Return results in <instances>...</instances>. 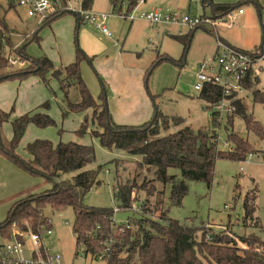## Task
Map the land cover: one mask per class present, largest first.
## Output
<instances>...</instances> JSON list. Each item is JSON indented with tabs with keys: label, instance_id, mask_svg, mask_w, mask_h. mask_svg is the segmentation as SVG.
Returning <instances> with one entry per match:
<instances>
[{
	"label": "rangeland",
	"instance_id": "374dc122",
	"mask_svg": "<svg viewBox=\"0 0 264 264\" xmlns=\"http://www.w3.org/2000/svg\"><path fill=\"white\" fill-rule=\"evenodd\" d=\"M214 1L240 3V0ZM258 1L261 9L251 3L241 4L233 11V21L220 22L218 37L205 35L214 39L212 44L208 38H195L202 29L195 30L186 54L173 36L191 33L190 28L164 23L158 24L159 27H150L141 19L142 14L150 11L142 7L144 0H137L134 7L122 0H118L117 5H114V0L93 1V13L111 15L105 23L110 37L89 25L78 27L72 13L59 17L51 24L41 25L37 19L27 17L23 8L6 10L11 43L15 49H24L23 57H13L22 59L26 64L23 68L8 66L0 74L8 75L24 69L33 71L35 65L32 61L44 58L49 59L56 69H63L75 61L78 49L89 51L94 60L92 64L82 62V80L97 105L102 104L104 99L115 123L140 126L149 122L157 110L171 120L181 121L175 125L170 121L162 135L173 134L184 126H191L194 130L209 129L216 134L218 150L222 153L232 148L229 135L234 132L248 141L252 152L245 160L217 159L211 187L204 182H190L182 205L168 207L169 216L183 226L198 230L199 237L203 228H211L215 234L228 231L237 238L255 236L264 242V137L248 130L245 122L232 114L225 113L222 119H215L216 108L200 99V93L194 89L201 64H215L214 59L221 51L220 44L248 53L264 47V0ZM68 4L72 11L82 10L80 0H68ZM239 8L243 10L242 15L237 14ZM172 10L180 16L192 18L204 13L199 0H174ZM205 13L211 14L209 11ZM164 27L170 28V31L167 32ZM106 48L112 51L108 57H102ZM123 67L128 68L127 72L122 70L119 73L118 69ZM139 73H142L141 82ZM52 75L49 73L47 77L49 86L35 76L0 83V110L10 114V120L0 125V141L9 149L14 136L12 123L21 116L37 112L49 116L54 125L45 128L28 125L15 150L23 160H29L26 147L37 140H48L54 146L72 142L93 147L95 161L89 169L98 173L100 184L85 196L83 202L87 207L112 208L115 212L114 227L117 228L133 217L134 212L119 210L114 191L121 183L127 182L133 165L140 157L102 147L99 140L93 137L95 131H101L94 119L95 110L91 107L75 110L73 107L82 101L78 87L64 90L57 77L55 79ZM254 92L263 101L257 100ZM241 93L248 113L264 128V62L260 64L254 84L249 89L242 88ZM169 173L181 177L178 169H170ZM73 175L65 177L71 179ZM53 186V182L37 173L27 172L0 153V223L7 220L16 203L48 192ZM255 190L258 199L253 218L245 220L244 199ZM166 195L169 197V189ZM140 196L143 198L144 194L141 192ZM139 206L140 202H136L134 210ZM43 214L52 226V233L44 232L39 245H33L31 233L14 230L11 239L0 234V249L11 244L15 234H23V257L26 259H31L35 251L40 254L43 248L50 256L60 257L61 264H105V261L85 254L83 246L77 250L72 208L57 211L46 206ZM239 245L243 247V244Z\"/></svg>",
	"mask_w": 264,
	"mask_h": 264
},
{
	"label": "trees",
	"instance_id": "16d2710c",
	"mask_svg": "<svg viewBox=\"0 0 264 264\" xmlns=\"http://www.w3.org/2000/svg\"><path fill=\"white\" fill-rule=\"evenodd\" d=\"M93 1L81 0L82 8L87 10ZM124 1L130 7L137 4V0H122ZM117 2L118 0H114V5ZM204 3L211 4L214 14L222 17L241 4L251 3L258 9L262 8L258 0H242L237 5H216L211 0H204ZM11 9L16 10L17 7L10 0H0V73L8 68L9 57H23L24 54V49H15L11 43V34L5 19L6 10ZM65 14L67 13L58 15L49 22ZM74 15L79 27L83 23ZM176 39L183 44L186 54L192 35ZM83 61L92 64V58L80 49L77 50L75 62L59 70L47 58L34 60L33 71L24 69L8 75L0 74V83L22 81L29 76H35L48 85V74L53 73V78L57 77L61 82L62 89L78 87L82 101L73 108L76 110L91 107L95 110L94 119L97 129L101 131H95L93 137L99 140L100 145L140 157L133 165L127 182L121 183L114 191L119 210H132L134 215L125 224L115 228V212L112 208L87 207L84 204L85 196L100 184L98 173L89 169L95 161L93 147L72 142L54 146L48 140H37L26 147L28 161L16 155L15 150L28 125L34 124L42 128L54 125V121L45 114L28 113L12 123L14 136L10 147L5 148L0 141V153L27 172L37 173L53 182L54 186L48 192L16 203L7 220L0 223V234L11 239L14 230H19L22 233L38 234L41 238L46 230H52L49 220L43 214L46 206L57 211L72 208L77 250L83 246L85 254L101 259L105 264H264V242L258 237L237 238L228 231L215 234L211 228H203L199 237L198 230L183 226L169 216L168 207L182 205L190 182H204L211 187L217 159L245 160L252 152L248 141L233 132L229 135L232 148L229 152L222 153L218 150L216 134L209 129L194 130L191 126H184L173 134L162 135L168 129L170 121L174 125L181 121L171 120L157 110L152 119L143 125H119L113 121L104 99L102 104L97 105L83 82ZM53 69L56 70L52 72ZM250 79L245 84L247 89L253 84ZM103 92L105 93L104 90ZM221 94V88L206 86L199 98L214 107ZM254 97L263 101L257 92H254ZM234 106L232 115L239 117L248 130L255 131L263 138L264 128L254 121L242 101H235ZM214 115L216 119L217 114ZM8 120L10 114L0 110V125ZM170 169H178L181 177L170 174ZM70 174L74 175L71 179H66L65 176ZM167 189L169 197L166 195ZM141 192L144 194L143 198H140ZM257 199L256 190L246 195L245 220L253 218ZM136 202H140V206L134 210ZM15 237L23 242V237ZM40 254L45 257L46 251L42 248Z\"/></svg>",
	"mask_w": 264,
	"mask_h": 264
},
{
	"label": "built area",
	"instance_id": "2783aa9c",
	"mask_svg": "<svg viewBox=\"0 0 264 264\" xmlns=\"http://www.w3.org/2000/svg\"><path fill=\"white\" fill-rule=\"evenodd\" d=\"M17 8L25 9L27 17L37 19L39 22H48L54 17L64 13H74L82 21L83 24L95 25L106 36L111 33L106 28V21L111 15L96 14L91 10L72 11L69 8L68 0H10ZM239 10V13H242ZM235 14L228 13L226 16L214 20L205 16L189 17L180 16L171 12L169 9H154L150 12L142 14L141 19L151 24H181L186 25L190 29L200 27H211L216 29L220 22L226 23L227 20L233 21ZM221 51L216 55L215 64L208 65L206 62L201 64L200 72L194 89L201 93L206 86H217L221 88V98L215 104L217 117L222 119L223 114H233L235 111L234 103L239 99L244 83L249 79L258 76L260 64L264 62V49L257 50L252 53L244 50L236 49L227 45L220 44ZM10 68H23L25 62L22 59H8ZM45 233L51 234L52 230H46ZM23 237V234H15ZM33 245H39L41 238L38 234H30ZM46 251V250H45ZM25 254L24 244L22 241L15 239L11 244H7L0 249V259L2 264H61L60 257L50 256L46 251V258L41 254L34 252L37 256L31 259L23 257Z\"/></svg>",
	"mask_w": 264,
	"mask_h": 264
},
{
	"label": "crops",
	"instance_id": "0c3cea01",
	"mask_svg": "<svg viewBox=\"0 0 264 264\" xmlns=\"http://www.w3.org/2000/svg\"><path fill=\"white\" fill-rule=\"evenodd\" d=\"M197 1V0H196ZM242 0H240V2H241ZM199 2L201 3V6H202V8H203V10H204V13H202L201 15H199L198 17H200V16H205V17H208V18H211V19H214V20H218V19H220V18H222V16H220V15H215L214 14V11H213V7H212V5L211 4H205L204 3V0H199ZM211 2L213 3V4H216V5H227V4H230V3H227V4H224V3H217V2H215L214 0H211ZM80 3H81V0H80ZM172 5H174V0H144V3L142 4V7H145L144 9H149L150 11H152V10H154V9H162V10H167V9H169L171 12L172 11H174V10H172ZM83 9V8H82ZM87 10H91V7H89ZM239 10H242L241 8H239L238 9V12H237V14L238 15H242L243 14V12L242 13H239ZM149 11V12H150ZM205 11H209L211 14H210V16L209 15H207L206 13H205ZM243 11V10H242ZM76 18V17H75ZM110 18V17H109ZM58 19V18H57ZM55 21V20H54ZM53 21V22H54ZM77 21V20H76ZM143 21H145V20H143ZM39 22V21H38ZM145 22H147V21H145ZM52 23V22H51ZM49 21L48 22H39V24H41V25H48V24H51ZM147 23H149V22H147ZM150 24V27H159V25L158 24H151V23H149ZM78 25V24H77ZM82 25H89V26H92V27H95L96 29H98L95 25H91V24H82ZM218 27V26H217ZM217 27H216V29H214V28H211V27H200V28H197V29H202V31L201 32H198L197 34H196V36H195V38H197L198 40L200 39V38H208L210 41H211V44L212 43H214V39L212 40L211 38H209V37H206L205 35H209L210 36V34L211 35H215V37L217 36L218 37V31H217ZM163 29H165L167 32H169L170 30V28H168V27H164ZM197 29H190L191 30V33H190V31H189V33L188 34H186V32H183V33H180L181 35H178V36H173V38L176 40V41H178L176 38L177 37H180V36H191L192 35V38H193V34L195 33V30H197ZM99 30V32L102 34V35H104L102 32H101V30L100 29H98ZM104 36H106V35H104ZM106 37H110V36H106ZM179 43H181L180 41H178ZM192 42V41H191ZM181 45L183 46V44L181 43ZM228 46V45H227ZM231 47V46H230ZM233 48H235V47H233ZM183 49H184V46H183ZM236 49H238V48H236ZM260 49H264V47H261ZM241 50V49H240ZM257 50H259V49H257ZM256 50V51H257ZM112 51V49H110V48H106V50H104L103 51V54H102V57H108L109 56V53ZM210 51H213V50H210ZM90 58H92V60H94V57H91L90 56V54H91V52H89V51H86L85 52ZM75 60H76V56H75ZM75 62V61H74ZM73 62V63H74ZM72 64V63H71ZM119 71V73H121L122 72V70H125L126 72H127V70H128V68H125V67H123V68H119L118 69ZM138 78H139V80H140V82H141V80H142V73H139L138 74ZM258 78V76H255L253 79H250L251 81H253V84H254V80L256 81V79ZM197 81V80H196ZM248 81V80H247ZM246 81V82H247ZM246 82L244 83V88H246V86H245V84H246ZM242 94V93H241ZM241 94L239 95V99H237V100H240V101H242V103H243V99H241ZM122 114H124V112L122 113ZM120 125V124H119ZM137 126V125H136ZM33 256H35L34 254H33Z\"/></svg>",
	"mask_w": 264,
	"mask_h": 264
}]
</instances>
